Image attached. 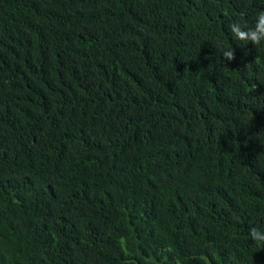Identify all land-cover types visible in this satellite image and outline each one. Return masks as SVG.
<instances>
[{
  "label": "trees",
  "instance_id": "obj_1",
  "mask_svg": "<svg viewBox=\"0 0 264 264\" xmlns=\"http://www.w3.org/2000/svg\"><path fill=\"white\" fill-rule=\"evenodd\" d=\"M261 10L0 0V264H264Z\"/></svg>",
  "mask_w": 264,
  "mask_h": 264
},
{
  "label": "clouds",
  "instance_id": "obj_2",
  "mask_svg": "<svg viewBox=\"0 0 264 264\" xmlns=\"http://www.w3.org/2000/svg\"><path fill=\"white\" fill-rule=\"evenodd\" d=\"M229 30L232 36L239 41L251 42L254 46L264 44V10L258 11L254 25L249 26L244 15L241 14L239 19L230 23ZM215 47L223 54L224 59L228 61L235 59L234 49L227 47L223 41H217ZM248 237L259 247L264 248V230L251 227L248 230Z\"/></svg>",
  "mask_w": 264,
  "mask_h": 264
}]
</instances>
